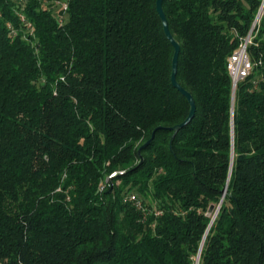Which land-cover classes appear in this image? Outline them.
I'll return each mask as SVG.
<instances>
[{"label": "trees", "instance_id": "16d2710c", "mask_svg": "<svg viewBox=\"0 0 264 264\" xmlns=\"http://www.w3.org/2000/svg\"><path fill=\"white\" fill-rule=\"evenodd\" d=\"M46 1L0 0V264H264V0H164L179 131L157 0Z\"/></svg>", "mask_w": 264, "mask_h": 264}, {"label": "built area", "instance_id": "2783aa9c", "mask_svg": "<svg viewBox=\"0 0 264 264\" xmlns=\"http://www.w3.org/2000/svg\"><path fill=\"white\" fill-rule=\"evenodd\" d=\"M39 1L47 2L46 0H39ZM69 2L70 0H52L51 4H53L58 9L57 18L59 24L61 25L65 24L67 21ZM20 17L23 21L25 20L24 16H20ZM30 26L31 25L29 24V27ZM250 43H251V35L245 39V41L240 45L238 50L230 57L228 61L227 69L232 78V85L234 90L237 89L238 84L242 80L247 78L253 70L254 65L248 55V45ZM114 176L115 175L111 176V178ZM101 190H104V188H101ZM126 201L137 202L138 206L141 205V203L138 202V199L135 195L128 197Z\"/></svg>", "mask_w": 264, "mask_h": 264}, {"label": "water", "instance_id": "95a60500", "mask_svg": "<svg viewBox=\"0 0 264 264\" xmlns=\"http://www.w3.org/2000/svg\"><path fill=\"white\" fill-rule=\"evenodd\" d=\"M163 3H164V0H157L156 1V8H157V12L159 14V17L162 21L165 34L175 49L174 57H173V61H172V77H171L172 85L188 100V102L191 106V110H190V114H189L188 118L182 124H179V125L175 126L174 128H172L173 131H179V130L183 129L184 127L188 126L192 122V120L194 119L195 114H196V103H195L193 96L188 91H186L177 81V74H178V67H179V56H180V52H181V46L175 40V38L173 37V35L170 31L169 22H168V19L166 17V14H165L164 8H163ZM233 93H235V90H233ZM155 135H156V132L153 133L152 138L142 148L147 147L154 140ZM140 153H141V151H140ZM213 210H214V208H211L209 210L208 216L212 215ZM216 215H217V212L215 213V216Z\"/></svg>", "mask_w": 264, "mask_h": 264}, {"label": "rangeland", "instance_id": "374dc122", "mask_svg": "<svg viewBox=\"0 0 264 264\" xmlns=\"http://www.w3.org/2000/svg\"><path fill=\"white\" fill-rule=\"evenodd\" d=\"M263 14H264V3H263V5L261 6V8H260V10L258 11V14H257V17H256V20H255V23H254V26L256 25V26H259L260 25V21H261V18H262V16H263ZM253 42V40H251V43ZM250 43V44H251ZM232 87H233V85H232ZM234 90V89H233Z\"/></svg>", "mask_w": 264, "mask_h": 264}]
</instances>
